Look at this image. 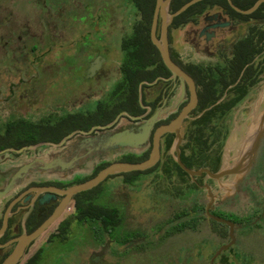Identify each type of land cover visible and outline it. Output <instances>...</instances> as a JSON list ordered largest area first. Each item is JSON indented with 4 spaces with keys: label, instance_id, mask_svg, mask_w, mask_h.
<instances>
[{
    "label": "flooded vegetation",
    "instance_id": "af4514ba",
    "mask_svg": "<svg viewBox=\"0 0 264 264\" xmlns=\"http://www.w3.org/2000/svg\"><path fill=\"white\" fill-rule=\"evenodd\" d=\"M74 1V7L70 6L69 9L61 7L60 11L51 5L53 10H50L45 5L44 28L47 29L48 26H54V29L65 28L74 30L76 34L75 39L65 42L69 46L65 57L52 58L49 54H45V51L37 55L35 53L38 51V45L30 47L25 45L20 51V57L13 55L5 59L6 71L0 73V190L5 189L21 167L28 163H34V167L29 173L18 181L17 190L0 201V264L15 249L16 239L22 234L32 232L39 226L53 213L63 198L60 195L55 196L48 190L39 192V189L51 187L66 189L88 180L112 162H140L147 159L153 148L156 129L175 119L189 100V88L186 85L187 100L185 103L176 113L169 110L171 105L169 100L182 90L181 81L178 78H173L172 73L163 64L160 51L152 42L151 36L150 42H143L149 46L147 49L139 50L137 47L140 42H133L135 57L148 63L147 68L141 72L144 80L138 84L137 99H132L129 103L126 95L121 98V94L116 93V89L122 74L123 42L121 40L118 47L111 43L110 39L115 27L113 23L118 20V24H123L133 15V9L138 15H140V11L130 3V0H98V2L88 0L86 6L87 0ZM189 1L191 0H171L168 3L167 13H176ZM203 1L208 0H201L194 4L202 3V9L195 12L193 17L181 18V23L175 25L177 17L183 15L194 5L175 16L169 25V34L170 28L187 30L191 36V40L188 42L191 48L195 52L207 55V59H197L196 57H193L192 61L185 59L184 56H179L177 52L171 50L169 37L171 58L195 80L198 96L199 85L194 76L186 69L188 65L207 64L208 62L224 63L226 56H234L233 48L239 42L243 43L244 51L248 54L250 38L253 37L259 41L264 32V1L250 13L236 11L230 6L228 0L222 2L218 0L220 3L208 2L206 4ZM259 1L261 0H232L233 4L243 11L254 8ZM44 3L49 5L46 0ZM156 5L157 0H154L151 23ZM83 7L85 8L82 11ZM118 10L121 11L120 18L116 17ZM14 21L15 18L12 15L7 18L5 21L7 30L20 29L31 32L30 23L20 25L19 23L14 24ZM161 24L160 13L157 25L159 39ZM120 26L121 31L123 29L125 31L127 26ZM241 31L242 33H239ZM127 33V31L123 32V37ZM30 34L33 35L32 32ZM232 36L235 38L231 41ZM49 46H51L50 43ZM47 49H49V53L52 52L51 47ZM259 57L260 55L256 59L258 60ZM160 63L166 67L169 73L164 68L162 69ZM155 69L158 74L153 81H148L146 78L153 77L152 72ZM259 86L260 83L255 89ZM122 102L125 104L124 106H122ZM158 111L166 112L155 122L145 143L136 147L107 145L111 137L117 133L143 132L146 121ZM170 135L173 138L172 146L165 152V139ZM181 135L183 138L182 132ZM252 137L245 143L243 156H245L246 149V154H249L254 148ZM64 139L66 141L61 144ZM175 140L174 133L163 135L160 140L161 159L159 164L141 173L157 169L156 167L160 165L166 155H171L175 160V153H172ZM245 165L242 167L245 168ZM124 174L126 173L110 178ZM86 175L89 178L84 179ZM200 177H190V181L196 183L199 190L204 193V190L206 191L205 184H200ZM125 180L129 182V178ZM171 186L173 185L171 184ZM179 192L175 195L186 198L185 192L178 194ZM235 193L227 200L217 201L215 199L210 213L217 216L216 208L228 209V200L233 199L236 196ZM201 197H204L203 194ZM208 203L209 200L204 202L205 225L207 224L208 228L211 227L212 231L218 232V229L212 227V222H219L208 220L206 217ZM184 206H179L175 212H181L180 209H183ZM112 208L117 211L118 218L123 220L119 208L117 206ZM191 209L189 208L190 214L192 213ZM6 214H9L8 224L1 232ZM179 220H184V214H181ZM210 224L212 225L210 226ZM236 226L235 223V229ZM226 228L228 241L222 245L230 241L229 227L226 225ZM166 230L163 233L164 239L168 238L165 235ZM104 237L98 252L101 257L113 244L122 247L133 245L136 248L139 241H144V238L137 239L135 236L127 242L129 245H122L114 239H109L106 235ZM145 241L148 243L147 239ZM36 242L29 247L27 255ZM237 243L238 239L233 247L224 251L217 258L215 264H240V259L235 255L237 251H233ZM111 250L110 252H113L115 248L112 247ZM226 252H230V254L227 256ZM115 253L121 255L122 252L116 251ZM98 260L94 259L90 264H99ZM23 261L19 264H22Z\"/></svg>",
    "mask_w": 264,
    "mask_h": 264
},
{
    "label": "rangeland",
    "instance_id": "374dc122",
    "mask_svg": "<svg viewBox=\"0 0 264 264\" xmlns=\"http://www.w3.org/2000/svg\"><path fill=\"white\" fill-rule=\"evenodd\" d=\"M46 1L49 5L45 4L44 0H0V73L6 71L5 59L13 55L20 57V51L25 45L28 47L38 45V51L35 53L37 55L44 51L52 58H61L67 55L69 46L65 42L75 39L74 30L54 29V26H48L46 29L43 22L45 21L46 7L53 10L51 5L60 11L61 7H65V9L71 8L70 6L74 7L75 1ZM87 3L88 0L85 2V6ZM132 13L129 20H125L123 24H118V20L113 23L115 27L110 39L113 45L118 47L124 35L123 32L130 33L131 26L139 21L140 15L135 9ZM11 15L15 18L14 24L30 23L33 35L30 34L31 32L20 29L7 30L5 21ZM116 17H121L120 10L116 12ZM120 25L127 26L125 31L124 29L121 31ZM169 37L171 50L177 52L179 56H184L190 61L194 59L193 57L207 59L206 54L195 52L191 48L188 43L191 36L187 30L170 28ZM234 38L235 36H232L231 41ZM50 47L52 48L51 53L47 49ZM186 100L185 91L181 90L180 93L174 94L169 100L171 104L169 110L174 113L178 112ZM164 115L165 113L162 116ZM263 115L264 80L233 113L232 130L224 146L221 165L224 170L232 172L220 180H212L205 175L199 179L200 184L210 186L217 201L227 200L233 197L236 192V196L228 200V209L216 208L215 214L237 224L235 236L238 243L233 251H237L235 255L240 259V264H264V136L260 146L258 145L256 160L255 153L248 161L247 149L245 156L242 155L245 143L255 135L259 119ZM181 132L183 133V128ZM244 164H246L245 168L242 167ZM132 173L107 179L90 191L75 196L61 219L35 243L22 264L40 248H44L40 264H90L94 259H101L98 260L99 264H209L212 255L223 243L228 241L226 226L222 223L212 222L213 225L210 224V226L218 229V232L212 231L213 229L208 228L206 224L199 232L189 231L164 239L163 233L168 225L163 221L170 217L179 206L185 205L184 207L188 208L193 206L192 201L175 195L178 191H180L178 194L184 193L188 187L179 184L178 179L174 176L175 183L171 186L165 178H160L162 174L160 169L143 173L132 183L126 182L125 179L133 177ZM136 175L138 174L136 173ZM87 178L89 177L86 175L84 179ZM199 189L198 187L196 192H199ZM89 192L97 198L94 197L93 202L106 207L117 206L123 218L122 230L134 233L142 232L144 235H148V243L142 248H135L133 245L131 248L113 244L101 257L98 252L102 242L94 239V233L89 224L79 223L75 218L76 202L86 197ZM203 196L207 202L210 197L207 190H204ZM66 218H72L69 238L64 241L66 243L49 244L51 235L57 232L59 222ZM112 247L115 250L110 252ZM116 251L122 252L121 255L116 254ZM229 254L230 252H226L227 256ZM236 256L235 258H237Z\"/></svg>",
    "mask_w": 264,
    "mask_h": 264
},
{
    "label": "trees",
    "instance_id": "16d2710c",
    "mask_svg": "<svg viewBox=\"0 0 264 264\" xmlns=\"http://www.w3.org/2000/svg\"><path fill=\"white\" fill-rule=\"evenodd\" d=\"M219 1L208 0L203 2L206 4ZM130 3L139 9L140 19L133 25L132 31L122 39L124 59L122 61L121 78L116 89V93H120L121 98L123 95L127 96L129 103L132 99H137L138 84L144 80L141 72L148 65L141 58L135 57L133 42H140L137 47L139 50L149 48L143 42H150V23L154 0H130ZM201 5L202 3H198L183 15L177 17L175 25L181 23V18L189 19L193 17L195 12L202 9ZM249 50L248 54L245 53L243 43L239 42L233 48L234 56H226L224 63L214 64L208 62L207 64H190L186 67L199 85L198 107L191 114L190 119L185 121L183 142L180 146L181 159L187 167L191 169L208 168L213 172L220 170L224 146L232 130L233 113L256 90L255 87L264 80V32L259 41H256L253 37L250 38ZM258 55L260 57L257 60ZM160 66L168 72L162 63H160ZM152 73L153 77H145L148 81H153L158 74L156 69ZM121 104L122 106L125 105L123 102ZM172 140L171 135L165 139V152L171 148ZM156 168L160 169L162 174L165 175L161 174L160 178H165L170 184L175 183L173 181V176H175L178 183L186 185L188 187L185 191L186 200L193 202L191 214L189 208L184 207L180 209L181 212H175L164 221L166 224H170L165 235L170 237L189 231L199 232L206 222L203 215L205 200L204 197H201L202 190L196 192V189H198L197 184L191 183L189 175L181 169L171 155H166ZM136 173L131 174L133 177H130L129 182H134L139 175L143 174L141 172ZM94 197L96 198L89 192L86 197L76 202L75 218L78 219L79 223L90 225L95 240L101 243L106 235L123 245L127 244L132 239L131 237L135 238L136 236L138 239H141L140 237L144 238V241L138 242V248H142L146 244L145 240L148 235H144L139 231L135 232V235L134 232L122 230V219L118 218L117 211L112 207L101 206L95 201L93 202ZM181 214H184V220L180 221ZM71 219L66 218L59 222L57 232L51 235L49 244L66 243L64 241L70 235ZM43 251L44 248H40L26 259L24 264H40Z\"/></svg>",
    "mask_w": 264,
    "mask_h": 264
},
{
    "label": "water",
    "instance_id": "95a60500",
    "mask_svg": "<svg viewBox=\"0 0 264 264\" xmlns=\"http://www.w3.org/2000/svg\"><path fill=\"white\" fill-rule=\"evenodd\" d=\"M170 1L171 0H157L155 13L153 15V19L151 23L150 36H151L152 42L157 46V48L160 51L163 64L172 73L173 78L175 79L178 78L181 81L182 90L185 91V86L186 85L188 86L189 88L188 102L183 106L182 110L179 112L178 116L175 119H173L171 122L167 124H163L162 126H159L156 129L155 134H154L153 148L147 159L140 161V162H124V161L112 162L108 164L107 166H105L104 168H102L96 175L89 178L88 180L72 185L66 189H60L57 187L39 189L38 190L39 192L48 190V191L53 192L55 196L60 195V196H63V198L59 202L58 206L53 211V213L49 217H47L39 226H37L32 232L22 234L16 239L17 244H16L15 249L5 259V261L2 264H19L20 262H22L27 256V250L29 249V247L34 242L38 241L46 232L49 231V229L54 224H56L61 219L67 207L74 200L75 196L81 193L90 191L91 189L99 186L101 183H103L110 177L123 174V173L143 172V171L150 170L154 168L155 166H157L161 159L160 140H161V137L167 133H174L176 135V140L172 148V153L173 154L175 153L176 163L191 178H196L202 175H206L208 178L212 180H220L221 178L227 176L228 174H230V172H232L231 170H224V168H220V170L217 172H213L208 168L191 169L187 167L181 160L180 146L183 141V138L181 135V129H182L184 122L190 118L191 114L198 107L199 96H198V91H197L195 80L192 78V76H190L183 68H181L171 58L170 49H169V25L172 23L175 16H177L178 14H181L182 12L187 10L189 7H191L192 5H194L195 3L201 0H191L188 3H186L176 13L168 14L167 7ZM263 1L264 0L259 1L255 5L254 8L248 11H243L240 8L236 7L233 4L232 0H228L230 6L240 13L252 12ZM160 13L162 17V24H161L162 28H161V37L159 39L157 37V25H158V19H159ZM165 112L166 111H158L151 118H149L146 121V126H144L143 132L141 133H133V132L117 133L116 135L111 137L107 145L112 146L115 144L121 147H127V146L136 147L137 145L139 146L145 143L148 139L151 128L154 126L155 122L159 118L162 117V115ZM263 136H264V115L262 116V118L259 119L258 125L255 129V135L252 137V140L254 142V148L251 149V152L249 153L248 161H250L251 157H253L254 154L257 152L258 145L260 144ZM65 141L66 139H64L61 142V144H63ZM43 161L45 162V160ZM33 167H34V163H28V164H25L23 167H21L15 173V175L12 177L11 181L5 187V189L0 190V201L4 199L5 197H7L9 194H11L17 188L18 181L23 179L24 176L28 174L29 171ZM204 188L208 191V194L210 195L209 203L206 206L207 219L215 220L229 227L230 241L227 244L222 245L210 260V264H215V261L217 260V258L221 256V254L224 251L233 247L236 243L235 223L230 220L217 217L210 213V210L213 209V203L215 202V196L214 194H212L210 186L208 184H205ZM8 217H9V214H6L4 227L1 230V232H3V230L6 228L8 224Z\"/></svg>",
    "mask_w": 264,
    "mask_h": 264
}]
</instances>
